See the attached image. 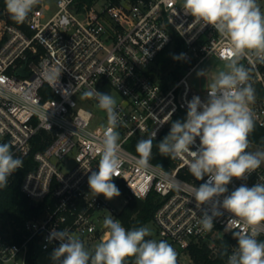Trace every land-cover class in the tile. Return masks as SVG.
I'll list each match as a JSON object with an SVG mask.
<instances>
[{
	"label": "built area",
	"instance_id": "obj_1",
	"mask_svg": "<svg viewBox=\"0 0 264 264\" xmlns=\"http://www.w3.org/2000/svg\"><path fill=\"white\" fill-rule=\"evenodd\" d=\"M47 11L39 0L24 20V29L0 19V143L10 144L14 156L23 160L21 169L33 148L41 147L21 185L37 214L25 222L19 242L0 234V264H36L37 255L51 256L60 243L48 239L53 229L68 230L94 248L106 237V217L111 215L126 228L122 213L102 194L91 193L87 182L91 172L98 171L109 125L97 100L83 94L93 89L104 93L107 85L121 95L116 104L120 166L113 177L118 198L125 208L151 193L160 198L152 221L156 234L145 239L167 241L177 253V264L216 262L223 250L230 255L237 247V231L251 234L254 227L256 238L264 241V222L229 223L226 211L210 231L202 230L205 206L198 205L193 191L204 181L190 174L189 155L173 159L168 168L149 161L145 169L136 163L139 155L126 148L135 136L158 139L176 116L186 118L187 103L194 96L206 100L219 73L216 64L226 65L231 43L211 25L185 14L183 0H58L57 11L45 22ZM178 43V78L170 74L157 81L152 77L157 57ZM238 62L249 69L248 83L256 97L250 108L254 122L264 130V61L245 52ZM209 63L201 76L206 89L193 88L191 75ZM57 71L60 76L50 79ZM198 145L197 137L191 149ZM257 182L264 183V164L244 180L233 178L227 187L230 193L241 184L252 187ZM202 250L205 256L196 258ZM134 261L127 258L126 264ZM221 264H227L226 254Z\"/></svg>",
	"mask_w": 264,
	"mask_h": 264
},
{
	"label": "clouds",
	"instance_id": "obj_2",
	"mask_svg": "<svg viewBox=\"0 0 264 264\" xmlns=\"http://www.w3.org/2000/svg\"><path fill=\"white\" fill-rule=\"evenodd\" d=\"M38 3L39 0H5L7 12L18 23H23ZM183 10L194 21L211 25L231 43L232 49L227 71L217 74L207 99L194 96L187 103L186 118L171 124L169 133L157 144L158 151L171 159L185 154L192 158L188 165L190 174L204 181L193 191L198 205L205 206L199 221L202 230L210 231L225 211L230 214L229 223L258 225L264 222V183L257 182L252 187L241 184L230 193L227 186L233 178L244 180L264 164V151H248L249 135L255 127L250 104L256 97L255 89L248 83L249 69L238 62L245 52H253L264 61V11L258 0H183ZM53 76L60 73L49 78ZM83 95L97 100L109 125L98 171L88 176V186L95 196L102 194L111 200L121 195L113 182L120 166L117 101L111 94L96 89ZM197 137L199 145L193 151L191 146ZM152 148L153 138L137 142L136 163L141 168L150 167ZM23 163L14 156L10 144L0 143V189L8 187L9 177L23 168ZM103 227L106 237L94 248H87L68 230L53 229L48 239L60 242L51 254L54 264H126L129 257L135 258L134 264H177V253L167 241L145 239L152 235L148 227L126 229L111 215L104 219ZM258 234L254 227L251 234L246 230L234 232L237 247L230 255L225 252L227 264H264V241L256 238Z\"/></svg>",
	"mask_w": 264,
	"mask_h": 264
},
{
	"label": "trees",
	"instance_id": "obj_3",
	"mask_svg": "<svg viewBox=\"0 0 264 264\" xmlns=\"http://www.w3.org/2000/svg\"><path fill=\"white\" fill-rule=\"evenodd\" d=\"M90 3L93 0H88ZM114 3L119 2V0H111ZM134 1V0H132ZM6 12V14H5ZM7 18L9 23L15 24L16 26L24 29L25 25L23 23H18L11 19L9 13L7 12L5 0L0 1V19ZM179 42V40H177ZM180 53V45L173 49L167 48L163 51L155 62L154 69L152 71V77L157 81L163 82L168 75L172 74L173 78H178L175 66H177L178 59L173 57H178ZM185 117L178 115L174 121H183ZM170 126L160 135L158 139H153V148L150 162L153 164L168 168L174 164V160L162 156L157 148V144L169 133ZM254 130L249 135V141L251 143L260 145L264 147V130L259 128L254 122ZM148 136H135L131 141L126 144V148L137 155L136 144L141 139H148ZM41 147H34L32 154L27 160V166L25 169L17 171L16 179L12 182H8V187L0 189V234L9 239H13L15 242H19L23 237V228L25 222L35 216L37 211L31 209L30 200L22 192L21 185L25 174L32 168L33 154L36 153ZM160 206V198L155 193H151L147 199H134L130 204L124 209L121 214V219L123 220L127 229L138 228L141 226H148L152 223L154 214ZM147 238V237H146ZM196 258L205 256L204 250L195 253ZM225 256V251H222L221 257L216 262H207L206 264H221V260ZM128 259H134V257H129Z\"/></svg>",
	"mask_w": 264,
	"mask_h": 264
},
{
	"label": "rangeland",
	"instance_id": "obj_4",
	"mask_svg": "<svg viewBox=\"0 0 264 264\" xmlns=\"http://www.w3.org/2000/svg\"><path fill=\"white\" fill-rule=\"evenodd\" d=\"M57 1L58 0H42V6L43 7L47 6L49 8V11L46 12L45 22L47 20H49L57 11ZM258 4L260 5L261 10L264 11V0H258ZM78 18L80 20H83V16L78 15ZM209 66H210V63L205 64L204 66L199 68L196 72H194L191 75L189 82L193 88H195L197 90H200V89L205 90L206 89V83H205L206 81L204 79H201L202 75H198V73L204 72L206 69H208ZM216 66H217V72L227 70L226 65L216 64ZM103 92L106 94H111L116 99L117 102L121 100V95L111 85H107L105 87V89L103 90ZM250 149H251V151H257V150L264 151V147L257 145V144L251 145ZM102 197L105 201H107L109 203V205L111 207H113L119 213H122L124 211L125 204L118 197H114L111 200L105 199V197L103 195H102ZM147 227L151 230L152 236H155V234H156L155 225L153 223H151ZM35 259H36V264H54L53 260L51 259V256H48V255L39 254L35 257Z\"/></svg>",
	"mask_w": 264,
	"mask_h": 264
},
{
	"label": "water",
	"instance_id": "obj_5",
	"mask_svg": "<svg viewBox=\"0 0 264 264\" xmlns=\"http://www.w3.org/2000/svg\"><path fill=\"white\" fill-rule=\"evenodd\" d=\"M21 74H22V71H21ZM31 209H33V210L36 209V205L35 204H32L31 205Z\"/></svg>",
	"mask_w": 264,
	"mask_h": 264
}]
</instances>
